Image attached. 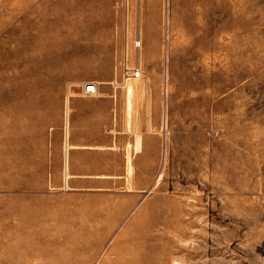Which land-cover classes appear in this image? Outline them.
<instances>
[{
	"label": "rangeland",
	"instance_id": "374dc122",
	"mask_svg": "<svg viewBox=\"0 0 264 264\" xmlns=\"http://www.w3.org/2000/svg\"><path fill=\"white\" fill-rule=\"evenodd\" d=\"M41 1L0 0V264H264V0L111 6L115 47L136 53L117 72L160 94L169 152L128 214L118 196L42 199L57 104L90 70L68 66L84 38L48 35Z\"/></svg>",
	"mask_w": 264,
	"mask_h": 264
},
{
	"label": "crops",
	"instance_id": "0c3cea01",
	"mask_svg": "<svg viewBox=\"0 0 264 264\" xmlns=\"http://www.w3.org/2000/svg\"><path fill=\"white\" fill-rule=\"evenodd\" d=\"M115 0H42L55 37L84 38L66 51L70 68L90 70L76 79L57 104L48 135L46 162L52 186L42 199L58 212L61 204L81 196H118L117 211L128 214L158 185L162 155L160 94L137 91L117 69L127 58L136 64L132 49L115 47L107 14ZM72 20L64 28L63 21ZM94 84V95H83ZM169 162V160H168ZM60 205V206H59Z\"/></svg>",
	"mask_w": 264,
	"mask_h": 264
},
{
	"label": "built area",
	"instance_id": "2783aa9c",
	"mask_svg": "<svg viewBox=\"0 0 264 264\" xmlns=\"http://www.w3.org/2000/svg\"><path fill=\"white\" fill-rule=\"evenodd\" d=\"M134 45H135V48L137 50H139L141 48V40L137 39ZM129 72H132L131 76H129ZM123 74H124L125 78L131 77V78H135V79H138L141 75L139 67H136L133 70H129L127 68V66H125ZM96 92H97V90H96V86L94 84L85 85L83 87V90H82L83 95H86V96L94 95Z\"/></svg>",
	"mask_w": 264,
	"mask_h": 264
}]
</instances>
